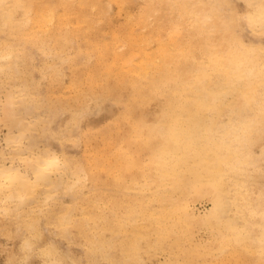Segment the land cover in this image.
<instances>
[{"label": "rangeland", "instance_id": "374dc122", "mask_svg": "<svg viewBox=\"0 0 264 264\" xmlns=\"http://www.w3.org/2000/svg\"><path fill=\"white\" fill-rule=\"evenodd\" d=\"M189 1H202L209 7H214L215 14L218 11L224 12L223 17L226 21H231V30L239 38L250 46H264V29L249 21L244 0ZM252 1L254 0H249V5ZM108 2L112 6L109 9L111 11L98 13L94 9L89 13L93 21L90 34L95 33L94 36L67 34L66 27H62V40L58 43L52 40L53 45L50 44L54 54H46L41 50L45 41L50 39L47 35H38L41 40H37V35L26 39L15 33V37H11L13 34L1 29L0 162L8 166L14 160V164L22 165L17 163V159H13L18 152L39 154L44 150L45 156L55 153L61 157L64 167L59 171L60 177L53 176L55 180L52 186L43 184L44 187L41 185L36 191H32L27 197L30 201L24 200L26 204L20 203L19 199L9 200L6 204L0 192V264H264V250L261 248L264 239H260L263 237L264 226V135L251 147L254 157L261 165L256 170L251 168L252 178L246 175L244 177L251 189V206L238 213L232 204L226 212L227 218H213L209 214L213 203L208 191L204 190L195 197H184L177 191L171 198L167 192L171 188L170 177L174 175L172 168L170 174L164 175L165 178L162 175L160 181L155 179L160 174L157 170L159 164H151L152 153L145 143L160 141L168 133L165 136L163 134L170 131L169 128H166L167 131H151L153 124L165 122L158 118L164 96L158 93L150 95L145 106L130 105V84L111 79L112 85L107 87L105 73L98 81L91 80L92 75L95 76L96 73V77H99L102 69L108 65L121 63L116 53H122L127 46L119 45L116 53L110 49L113 31L121 36L130 26H135L136 34L148 38L150 49L154 50L157 46L156 38L165 40L177 23H181L182 30L179 31L186 34L187 31L183 29H191L194 16L180 12L181 0H125L122 5L103 0L102 5L107 7ZM62 6L59 5V10ZM143 16L146 24L140 23ZM234 19L237 20L236 23ZM258 27L261 32L257 30ZM68 36L72 38L69 40ZM123 42L121 37L115 44ZM6 45L12 47L14 53L17 52L13 54L15 61L18 59L16 66L13 65L14 59L11 61L8 57L7 52L11 48L7 50ZM142 46L143 43L137 41L133 49L139 53ZM57 53L59 55H55ZM125 55L131 59L128 53ZM63 58L66 60L63 61ZM132 59L137 62L140 56ZM8 60L12 63H8ZM95 61L97 64L93 68L90 63ZM86 63L87 67L84 66ZM3 64L11 65L5 69ZM88 67L93 70L90 71ZM55 69L59 73H55ZM14 80L16 83H13ZM8 93L13 97H6ZM7 99H12L15 106L12 105V100L9 104ZM128 110L131 116H124ZM9 113L15 114L19 122L12 123L8 118ZM46 114H49L48 118ZM18 127H21L20 131ZM29 127L31 129H27ZM9 138H18V143H10ZM136 155L139 156V161L128 167L126 162L135 160ZM174 155L178 156L176 153ZM97 156L102 159L99 166L91 164ZM23 166V170L27 169V166ZM165 169L166 166L162 170ZM28 170L32 176L30 168ZM86 172L90 173V177H85ZM77 177L81 180V187L72 184ZM165 194L168 199L163 205L170 208L176 202L180 205L179 212L160 214L163 215L161 219L164 225L159 227L161 225L155 221L158 215L154 213L153 206L159 201L155 196L161 199ZM186 210L189 211L188 214ZM231 217L239 221L236 231L229 230L228 222ZM63 219H75L84 225L64 222ZM247 233L252 234L246 236ZM92 237L101 239V242L92 244Z\"/></svg>", "mask_w": 264, "mask_h": 264}, {"label": "bare ground", "instance_id": "6f19581e", "mask_svg": "<svg viewBox=\"0 0 264 264\" xmlns=\"http://www.w3.org/2000/svg\"><path fill=\"white\" fill-rule=\"evenodd\" d=\"M50 1L51 0H0V9H4V11H0V18L2 19L0 32L1 29H6L9 34H13L11 37H15L16 34H21V36H24V38L26 37V39H31L35 37V35H47L50 39L45 41L46 44L42 42L44 46L40 48L46 54H54L50 44L53 45L52 40L57 43L62 40V27H66L67 34L94 36L95 33L90 34V30L92 29L91 23L93 21L90 19L89 13L94 11V9H97L98 13L106 12L110 8L112 9L109 2L107 7L102 5L103 0ZM109 1L122 5L125 0ZM173 1L175 0H171V2ZM244 2L247 6L245 13L247 14V18L249 17V21L254 24V26L258 25L264 29V0H254L250 5L249 0H244ZM129 3L130 2H128V4ZM61 4L63 8L59 10V5ZM243 4L242 2V5ZM180 5V12L182 14L189 13L191 16H194L191 29H183L187 31L186 34L179 31L182 30L180 28L181 23L179 22L172 30L171 35L165 40L156 38L157 46L154 50H151L149 39L144 36L139 37V35L136 34L137 31L135 26H130L126 31L124 30L125 32L121 33V36L117 31H113V43H109V45H112L110 49L116 53L119 45L127 46L126 50L121 51L122 53H116V57L121 60V63H114L113 66L108 65L105 69H102L99 77H96V73L95 76L92 75L91 80L92 82H96L101 79L105 73L106 79L104 81L106 86L108 85L107 87L112 85L111 79H115L118 83L130 84L131 90L128 97L130 105L138 104V106H142L150 95L155 96L157 93L158 95L164 96L163 105L160 108L158 118L165 122L160 121L153 124L151 131L154 133L159 130L167 131L166 128H169L170 131L165 132L163 136L168 133L167 136L160 141H147L145 143L152 153L150 157L151 164H159L157 170L160 174H157L155 179H159L158 181H160V176L163 175L162 178H165L166 176L164 175L170 174L173 171L174 175L170 177L172 180L170 187L172 189L170 188V191L167 192L171 195V198L175 196L177 191H179V195L184 197H195L206 190L213 203L209 209V214L213 218L217 217V219L219 217L227 218L226 212L229 205L234 204L235 212L238 213H242L251 206V189L244 177L246 175L252 178L251 168H255L256 170V168L261 165L254 157L251 147L253 143L257 142L264 135V46L251 45V47L250 44L239 38L235 32H232L231 21L225 20L223 17L224 12L219 13L218 11V13L216 12L217 14H215L214 7H209L202 1L199 3H191L190 1L188 2V0H181ZM227 14L229 13L227 12ZM130 18L132 17L130 16ZM232 22L235 24L237 20L235 23L234 21ZM140 23H147L145 16L141 17ZM260 27H258L257 30H259ZM254 28L255 27H253V29ZM121 37L124 42L116 45L115 42L120 41ZM68 38L70 40L72 37L68 36ZM37 40H41V38ZM137 41L143 43L139 53L133 49ZM3 45L5 44L3 43ZM6 48L7 50L11 48L7 53L12 61L15 58H13V56L17 54V52L15 51L16 53H14L13 48L9 45H6ZM3 50L5 51V49ZM127 53L131 59L126 58L125 54ZM55 55L59 54L57 53ZM134 55L140 56L137 62H134L132 59V57H135ZM17 60L18 59H16V61ZM65 60L63 58V61ZM11 61L8 60L7 62L9 63ZM16 61L14 59V66H16ZM28 62H30V60ZM98 62L99 59H97V63ZM55 63L57 64L58 62L56 61ZM97 63L95 61L90 64L94 68ZM36 64L37 63H35V65ZM3 65L5 66V64ZM9 66H5V69ZM84 66L87 67L88 63ZM63 67L65 66L63 65ZM11 68L13 67L11 66ZM57 68L59 69V67ZM93 68L88 67L90 71H92ZM58 69H55V73H59L60 69ZM9 81L12 83L11 79ZM14 82L16 83L15 80L13 83ZM8 95L9 93L6 97ZM19 97H16V99H19ZM11 100L12 99L8 100L10 101L9 104ZM14 104L15 102L12 100V105ZM14 106L11 107L15 109L16 107ZM4 107L6 108V106ZM32 109L34 110V108ZM32 109L30 108L31 111H33ZM16 110L17 109H15V111ZM48 115L49 114H46L47 118ZM124 116H131L129 110ZM8 118H10L12 123L19 122L15 114L11 115V113H9ZM170 119L171 122L168 123ZM33 120L34 119H32V121ZM77 121L76 119V122ZM25 123L27 124V121ZM19 126L21 125L19 124ZM19 128L21 127H18L20 131ZM27 129L31 128L29 127ZM21 135L23 134L21 133ZM11 139L10 143L13 142L15 145L18 143V138ZM32 143L34 142H31V144ZM33 146H35V144ZM262 150L264 152V144L262 145ZM21 152H18L19 154L13 157V159L15 158L19 161L17 163H22L25 167L27 166V169L23 170L21 164H14L16 162H14V160L12 164L8 166L0 162V192L2 193L1 198L6 204L9 203V200L16 201L19 199L20 203H24V200L30 201L27 198L30 193L36 191L37 188L43 184H54L55 179L53 176L56 175L60 177L61 174L59 171L64 167L62 166L61 157L55 153H49L45 156V154H43L44 150L39 154L35 152L20 154ZM174 153L178 154V156H175ZM138 157L139 156L136 155V157H134L135 160L126 162V165L130 167L132 164H135L139 161L137 160ZM63 163L65 162L63 161ZM93 163H95L96 166L101 165V156L93 158L91 164ZM165 166L166 169L163 171L162 169L165 168ZM28 168L32 171V176ZM185 176L190 178L186 179ZM85 177H90V173L86 172ZM60 182L62 181L60 180ZM80 182V178L77 177L72 184L73 186L79 187ZM46 188H48L47 185ZM177 188L179 190H176ZM72 190L73 188L71 191ZM79 190L81 189L79 188ZM54 194L55 193H53L52 196H54ZM47 195L51 196V194ZM57 196H59V194ZM75 196L73 198H75ZM155 198L159 200L157 205L153 206L155 210L154 213L158 215H156L155 221L158 225H161L159 227H162L164 225L161 219L163 215L160 214L168 211L170 213H177L179 212L180 205L175 202L173 203V207L169 208L164 206V201L168 199L166 194L161 199L158 196H155ZM42 200H44V198L41 199V202ZM24 204H26V202ZM18 207H20V205ZM135 212L139 213L140 211L135 210ZM186 213L188 214L189 211L186 210ZM240 217L241 215H239V218ZM64 222H77L81 226L84 225L83 222L80 223V221H76L75 219H66ZM238 222L239 221L235 217H231L230 222H228L229 230L236 231L235 229L238 227ZM97 223L95 224L97 225ZM262 232L263 237L260 239H264V226ZM250 234L247 233L246 236ZM160 239H162V237ZM90 242L95 245L101 242V239L92 237ZM257 246L259 247V245ZM261 248L264 250V245H261Z\"/></svg>", "mask_w": 264, "mask_h": 264}]
</instances>
